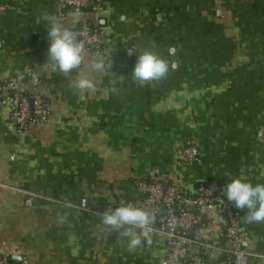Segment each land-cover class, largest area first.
Instances as JSON below:
<instances>
[{
    "label": "crops",
    "instance_id": "1",
    "mask_svg": "<svg viewBox=\"0 0 264 264\" xmlns=\"http://www.w3.org/2000/svg\"><path fill=\"white\" fill-rule=\"evenodd\" d=\"M48 16L101 30L105 51H88L104 70L88 60L67 76L50 70ZM146 49L169 72L141 87L131 74ZM82 74L95 91L70 86ZM11 77L49 112L18 131L0 104V256L11 264H161L164 237L130 252L94 213L138 203L149 174L185 189L212 181L224 197L233 179L264 184V0H103L99 11L62 16L55 0H0L1 86ZM187 143L194 161L182 164ZM237 209L246 264H264V223L245 224L248 209ZM208 218L192 233L205 247L192 253L228 264L226 226Z\"/></svg>",
    "mask_w": 264,
    "mask_h": 264
},
{
    "label": "built area",
    "instance_id": "2",
    "mask_svg": "<svg viewBox=\"0 0 264 264\" xmlns=\"http://www.w3.org/2000/svg\"><path fill=\"white\" fill-rule=\"evenodd\" d=\"M55 1L59 16L66 11L80 12L86 7L96 12L103 5V0ZM72 31L77 33L78 40L86 49L101 53L105 51L106 40L101 30L83 24ZM49 69L56 70L51 65ZM34 82L38 84L39 81L35 79ZM16 84L15 77L8 78L4 87L0 84V104L8 107L10 124L22 131L31 124L45 121L49 112L40 95L35 92H20L16 89ZM176 154L182 164L194 161L190 143L177 149ZM138 186L141 189L139 202L128 203L154 214L155 219L150 227L139 229V233L142 237L155 233L165 238L161 264H201L202 256L199 253L193 254L192 249L197 248L196 246L203 249L205 244L192 238V233L201 223H205L206 227L212 226L214 221L209 218L207 220V213L214 212L226 217L224 234L231 243L228 264H246L250 252L243 245L245 233L241 226L239 210L223 196L219 184L212 181L200 182L191 189H185L175 183L165 185L159 176L149 174L146 180H139ZM26 204H30L29 198ZM0 264L11 263L7 258L0 256Z\"/></svg>",
    "mask_w": 264,
    "mask_h": 264
},
{
    "label": "clouds",
    "instance_id": "3",
    "mask_svg": "<svg viewBox=\"0 0 264 264\" xmlns=\"http://www.w3.org/2000/svg\"><path fill=\"white\" fill-rule=\"evenodd\" d=\"M47 21V49L48 63L59 73L67 76L74 69H81L86 60L91 71H103L105 64L103 58L96 53H89L84 44L78 40L77 33L55 17L48 16ZM134 66L131 77L135 83L144 87L150 81H158L166 78L169 72V63L151 50H144ZM111 67V65H110ZM119 78V77H118ZM70 86L81 93L95 91V83L87 75H79ZM115 90V89H114ZM223 192L229 202H234L239 209L247 208L243 216L245 224L264 223V184L253 185L251 182H243L241 179H233L227 183ZM100 217V223L105 229L116 230L118 235L127 239L128 250L135 251L143 244L151 245L152 240L148 235H142L137 229H148L153 223L154 214L146 209L135 207L128 203L109 208L103 213H94ZM65 215L58 214V220L63 223ZM218 253L213 251L210 258L216 259Z\"/></svg>",
    "mask_w": 264,
    "mask_h": 264
},
{
    "label": "water",
    "instance_id": "4",
    "mask_svg": "<svg viewBox=\"0 0 264 264\" xmlns=\"http://www.w3.org/2000/svg\"><path fill=\"white\" fill-rule=\"evenodd\" d=\"M171 53L173 52L171 51ZM233 207L236 208L235 204H233ZM220 221L224 224V226L227 225L226 217L224 215H220Z\"/></svg>",
    "mask_w": 264,
    "mask_h": 264
},
{
    "label": "trees",
    "instance_id": "5",
    "mask_svg": "<svg viewBox=\"0 0 264 264\" xmlns=\"http://www.w3.org/2000/svg\"><path fill=\"white\" fill-rule=\"evenodd\" d=\"M101 53V52H100ZM147 179V176L145 177V178H143V179H141V180H146ZM202 225V223L201 224H199L197 227H200ZM196 227V228H197ZM196 228H195V230H196Z\"/></svg>",
    "mask_w": 264,
    "mask_h": 264
}]
</instances>
